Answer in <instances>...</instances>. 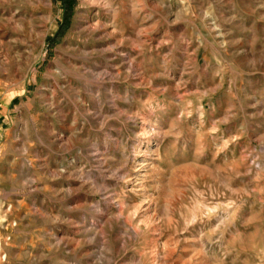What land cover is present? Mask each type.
<instances>
[{
  "label": "rangeland",
  "instance_id": "374dc122",
  "mask_svg": "<svg viewBox=\"0 0 264 264\" xmlns=\"http://www.w3.org/2000/svg\"><path fill=\"white\" fill-rule=\"evenodd\" d=\"M0 264H264V0H0Z\"/></svg>",
  "mask_w": 264,
  "mask_h": 264
}]
</instances>
